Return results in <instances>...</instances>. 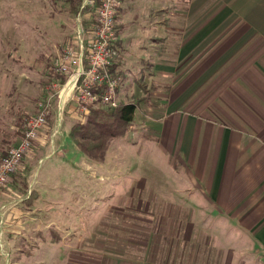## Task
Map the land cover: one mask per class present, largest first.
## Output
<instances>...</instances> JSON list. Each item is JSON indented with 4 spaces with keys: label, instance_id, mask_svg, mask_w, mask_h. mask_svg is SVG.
Listing matches in <instances>:
<instances>
[{
    "label": "crops",
    "instance_id": "obj_1",
    "mask_svg": "<svg viewBox=\"0 0 264 264\" xmlns=\"http://www.w3.org/2000/svg\"><path fill=\"white\" fill-rule=\"evenodd\" d=\"M132 1L119 10L121 26L133 11ZM177 4L181 13H177L176 34L165 31V0H151L146 23L150 26L136 30L139 35L146 32L147 48L156 57L152 61L155 79L159 77L162 89L141 93L151 103H161L158 113L147 117L143 126L144 133L153 136L149 137L151 147L165 156V187L161 188L166 198L183 200L173 209L185 217L193 215V226L183 230L202 231L210 236L209 246L226 251L225 259L216 256L213 264H264V0H178ZM124 33L119 36L121 44ZM165 36L170 42L177 37L176 59L165 60ZM170 51L169 47L167 55ZM6 52L7 59L0 60V99L9 97L7 90L4 94V86H9L4 65L10 61V52ZM165 69L176 71L173 81L178 100L177 104L169 102L166 109ZM14 129L18 138L12 145L22 135L17 126ZM46 130L33 142L15 174L0 186V264H75V252L80 249L81 264H89L84 245L74 248V212L68 193L61 192L54 205L47 206L41 204L46 193L35 187V160L39 164L60 153L62 161L68 160L64 172L73 175L77 167L67 159V152L73 151L69 142L38 143ZM90 162L87 157L81 159L84 166H91ZM152 176H146L148 183L160 181ZM78 177L86 181L83 174ZM81 198L86 204L89 191L81 193ZM205 216L201 223L194 220ZM114 259L113 264L138 263ZM168 260L166 255L165 264H173ZM181 262L206 264L203 259L186 257Z\"/></svg>",
    "mask_w": 264,
    "mask_h": 264
},
{
    "label": "rangeland",
    "instance_id": "obj_2",
    "mask_svg": "<svg viewBox=\"0 0 264 264\" xmlns=\"http://www.w3.org/2000/svg\"><path fill=\"white\" fill-rule=\"evenodd\" d=\"M127 1L121 0L120 12ZM150 2L151 0H133L130 4L133 11L124 18L123 26L120 25L121 13L118 11L119 36L122 32L125 33L124 41L122 40L124 43H119L115 66V71L120 70L124 74L118 85L117 96L122 103H136L137 109L125 134L107 139L104 159L95 161L80 152L68 133L75 124L86 122L90 110L97 109L96 107L104 110L107 108L95 103L83 113L78 110L72 93H69L70 97L65 99L60 109L63 84L68 78L51 70L55 60L65 53L64 48L74 44L76 14L68 11L67 0H0V48L3 49H0V60L7 59L5 53L7 50L10 52V61L8 65H4V70L8 69L9 73V86L7 89L4 86V94L7 90L9 97L0 99V138H4L0 143V161L13 146L15 137L18 138V131L14 127L17 126L22 131L27 118L37 115L43 108L49 109V130L45 131L46 134L38 143L48 144L53 139L57 143L69 142L73 151L67 152V159L77 167L74 168L73 175L64 172L68 160L62 161L60 153L39 161V164L35 160L34 165H38L36 175L34 174L35 178L38 175L35 187L42 194L46 193L42 195L41 204L47 206L51 202L53 206L55 196L61 192L68 193V202L72 204L74 212V248L84 245V249L88 250L89 264H113L114 257L131 259L139 264H165L166 255L169 263L173 264H183L181 260L184 257L203 259L206 264H213L216 256L218 259H225L226 251L209 246L210 236H204L200 233L202 231L183 230L185 226H193V215L185 217L178 213V209L172 208H179L183 204L182 199L165 197V188H161L165 187V156L160 149L151 147L152 140L149 137L153 136H147L143 131L147 117L156 115L161 103H151L141 93L162 90L157 81L159 77L155 79L157 72L152 61L156 57L147 48L149 43L146 32L141 31V35L136 33L138 27L145 31L144 26H150L146 24L150 17ZM177 2L178 0H165V31L170 29L174 34L177 13H181ZM176 42V36H173L171 42L165 36V60L176 59ZM169 47L173 52L170 51L171 54L167 55ZM173 78H177L176 71L165 69V109L169 102H178L175 98L176 79L173 81ZM171 99L174 100L173 103ZM59 122L61 125L58 132L51 134L53 127ZM76 138L83 145H93L89 140ZM44 153L37 151L38 155ZM48 153L51 155L52 149ZM83 157L90 159V165L96 167L82 165ZM98 164L100 167H97ZM81 174L86 180L84 183L78 177ZM148 175H154L163 183H148ZM19 177L22 178L23 175L19 174ZM22 184L26 187V179ZM88 191L89 198L85 204L86 199L81 198V193ZM167 204L170 206L165 209ZM183 207L189 209L187 205ZM207 217L194 220L201 223ZM74 258L75 264H81L82 249L79 253L75 252Z\"/></svg>",
    "mask_w": 264,
    "mask_h": 264
},
{
    "label": "built area",
    "instance_id": "obj_3",
    "mask_svg": "<svg viewBox=\"0 0 264 264\" xmlns=\"http://www.w3.org/2000/svg\"><path fill=\"white\" fill-rule=\"evenodd\" d=\"M120 5L121 0H81L75 17L74 44L67 45L65 53L51 67L57 75L68 78L63 84L60 109L70 97L69 93L83 113L95 103L107 107L119 104V78L110 65L116 62L119 54ZM49 114V109L43 108L25 120L19 142L11 146L0 161V186L5 185L20 167L33 142L47 127ZM60 125L59 122L54 126L51 134L57 133Z\"/></svg>",
    "mask_w": 264,
    "mask_h": 264
},
{
    "label": "trees",
    "instance_id": "obj_4",
    "mask_svg": "<svg viewBox=\"0 0 264 264\" xmlns=\"http://www.w3.org/2000/svg\"><path fill=\"white\" fill-rule=\"evenodd\" d=\"M80 2L81 0H67V3L69 4L68 11L71 14H76ZM115 66L116 62L110 65L112 71L115 70ZM115 74L116 76H118L119 82L122 78H124V74L120 70L116 71ZM144 98L147 99V97L145 96ZM138 101L140 100L138 99ZM103 107H106L107 109L104 110L100 109L101 107H96L97 109L90 110L89 114L86 117V122L84 124H79L80 122L75 124L71 127L68 133L69 138L73 140L80 152L95 161H102L104 159V151L107 147L105 146L107 145V142L105 141L107 139H111V137L122 136L123 134H125L127 125H129L134 118L137 104L119 102L116 107ZM48 124L49 122L47 120V125ZM76 136L81 137L82 139L89 140L91 143H93V145H83L81 140L76 138Z\"/></svg>",
    "mask_w": 264,
    "mask_h": 264
},
{
    "label": "bare ground",
    "instance_id": "obj_5",
    "mask_svg": "<svg viewBox=\"0 0 264 264\" xmlns=\"http://www.w3.org/2000/svg\"><path fill=\"white\" fill-rule=\"evenodd\" d=\"M66 91V90H65ZM63 93V92H62Z\"/></svg>",
    "mask_w": 264,
    "mask_h": 264
}]
</instances>
